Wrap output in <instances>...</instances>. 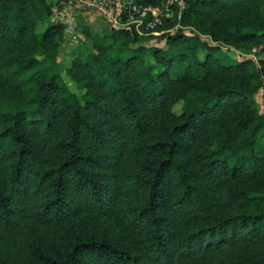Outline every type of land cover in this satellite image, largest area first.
I'll return each mask as SVG.
<instances>
[{"label": "trees", "instance_id": "1", "mask_svg": "<svg viewBox=\"0 0 264 264\" xmlns=\"http://www.w3.org/2000/svg\"><path fill=\"white\" fill-rule=\"evenodd\" d=\"M57 1L0 0V264H264V58L229 48L264 0L83 27L65 70Z\"/></svg>", "mask_w": 264, "mask_h": 264}, {"label": "built area", "instance_id": "2", "mask_svg": "<svg viewBox=\"0 0 264 264\" xmlns=\"http://www.w3.org/2000/svg\"><path fill=\"white\" fill-rule=\"evenodd\" d=\"M78 1L74 5H69V9L79 11H93L101 15L112 27L125 28L132 24L141 34L145 26L150 33L160 34L156 27L163 24L167 18H172L176 13L174 6L178 9V18H181L182 10L185 7V0H167L161 5H143L136 0H73ZM57 15V12H56ZM55 19V16L53 17ZM67 31H72L76 27V18L73 14L69 16V22L66 23ZM178 27V26H176Z\"/></svg>", "mask_w": 264, "mask_h": 264}, {"label": "rangeland", "instance_id": "3", "mask_svg": "<svg viewBox=\"0 0 264 264\" xmlns=\"http://www.w3.org/2000/svg\"><path fill=\"white\" fill-rule=\"evenodd\" d=\"M78 1H73V0H58V9L57 15L54 13L52 15L51 20L57 23L64 24L65 29H64V41L62 43L61 48L59 49V53L57 56V61L59 62L61 69L65 70V68L69 67L72 60L76 56L77 49L80 48V44L89 42L87 41L83 27L89 28L93 32H98V33H103L108 26V23L106 20L99 14L93 11H83L82 15L77 14L76 10H69V5H74ZM73 14L76 18V27L73 29L71 32L67 31V24L69 22V16ZM55 16V19L53 17ZM179 26V25H176ZM92 44L89 43V46ZM161 47L166 46V42L162 41L160 43ZM232 52H230L233 56H236L239 59H244V58H250L252 56H255L256 58H264V53H254L257 52V48L252 49L251 52L242 50V49H236L234 47H229ZM200 57L205 56V52L201 51L199 53ZM152 62L153 59H151ZM174 112L180 113L182 111V103H177L174 108Z\"/></svg>", "mask_w": 264, "mask_h": 264}]
</instances>
